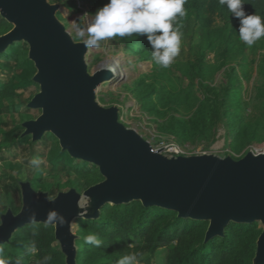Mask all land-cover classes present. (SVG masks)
I'll return each mask as SVG.
<instances>
[{"label": "water", "instance_id": "obj_1", "mask_svg": "<svg viewBox=\"0 0 264 264\" xmlns=\"http://www.w3.org/2000/svg\"><path fill=\"white\" fill-rule=\"evenodd\" d=\"M60 7L51 0H0V13L13 26L0 35V53L14 42H27L36 67L33 80L40 86L27 106L41 113L22 123L21 136L36 141L53 133L63 151L95 164L104 178L83 191L71 187L54 197L37 191L30 180H20L22 206L18 213L8 207L0 214V242L26 223H48L46 217L54 210L56 220L48 224L55 227L66 264H78L76 219L99 217L107 203L140 200L145 206L176 210L180 217L209 221L206 240L223 235L232 221L260 222L253 264H264V151L250 149L235 157L154 148L120 120L117 105L97 100L99 86L115 73L109 68L89 72L88 47L58 17ZM77 24L82 28L81 17Z\"/></svg>", "mask_w": 264, "mask_h": 264}, {"label": "trees", "instance_id": "obj_2", "mask_svg": "<svg viewBox=\"0 0 264 264\" xmlns=\"http://www.w3.org/2000/svg\"><path fill=\"white\" fill-rule=\"evenodd\" d=\"M61 1L68 9L81 11L75 0ZM98 2L103 6L107 0ZM184 8L185 16H178L174 26H182L187 20L194 18L195 33L200 39L194 57L186 62L189 67V82L185 84L182 76L173 69L174 66L181 67L184 62L174 61L167 68L157 66L152 74L139 79L135 94L142 105L153 113L161 114V107L176 111L184 103L195 105L193 113L187 118L177 116L175 111L166 118L168 130L178 135L199 133L204 137H214L218 127L224 122L233 137V145L238 148L241 144L250 143L264 133L259 129L263 124L261 118L257 121L260 114L264 115V105L261 110L258 108L260 113L255 115L256 121H251L245 112L250 102L243 98L235 100L242 89V80L236 67L227 71L226 82L214 83L215 73L228 65L230 57L248 47L239 39V20L231 15L226 5H220L219 0H186ZM244 8L249 13L264 17V0H245ZM218 17L220 23H217ZM6 22L7 27H11L0 31V35L13 27ZM121 39L128 50L153 60L146 35L133 34ZM23 45L21 41L14 42L0 53V58L29 71L26 83L34 84L36 67L28 57V47L24 49ZM253 47L264 48V37ZM211 50L218 53L215 63L207 58ZM3 65L0 62V66ZM238 65L246 67V58L240 59ZM244 69L246 78H249L250 73ZM23 85L24 82L0 81V105H4L6 101L15 105L13 100L18 93L17 89ZM199 90L202 91L201 96L197 93ZM256 99L264 102V84ZM4 123L0 118V155L16 146L22 145L23 150H26L23 144L30 143L29 147H34L40 142L44 145V151L38 152L35 147L32 148L33 159H37L39 155L46 156L52 163L53 170H73L78 179H73L70 187L83 191L104 178L98 167L88 168L89 162L76 159L63 151L59 139L53 133L48 132L36 141H32L31 135H25L9 142L8 139H3L11 134L5 130ZM11 165L14 164L7 160L2 163V170L12 173L9 171L12 169ZM81 173L84 178L82 182L79 179ZM21 206L14 196H9L8 204L1 212L11 207L14 213H18ZM208 225L207 220L180 217L176 210L157 205L145 206L140 200L121 204L107 203L101 208L99 217L76 219L77 262L117 264L121 257L136 254L137 260L145 264H253L257 238L262 231L258 221H232L225 227L223 235H215L206 240ZM89 234L98 235L101 244L95 246L85 243L84 237ZM57 242L54 225L33 221L16 229L9 240L0 242V256L9 264H66V255ZM45 257L50 259L45 262Z\"/></svg>", "mask_w": 264, "mask_h": 264}, {"label": "rangeland", "instance_id": "obj_3", "mask_svg": "<svg viewBox=\"0 0 264 264\" xmlns=\"http://www.w3.org/2000/svg\"><path fill=\"white\" fill-rule=\"evenodd\" d=\"M52 2L61 3V7L58 10V17L66 25L67 29L72 34L76 41H83L79 32L82 28H78V17L90 21L96 9L102 6L98 0H75L81 11L68 9L61 0H51ZM7 20L0 13V31L10 28L7 27ZM221 20L218 17L217 23ZM182 32L180 53L174 59V61L184 62L181 67H173L176 74L182 76L185 84L189 82L188 77V62L194 57L197 50V44L200 39L195 33L196 21L194 18L187 20L182 26H178ZM86 37V33H85ZM20 42V41H19ZM23 42L24 49L29 50V45L25 41ZM138 53L128 50L126 44L121 37H114L110 40L102 41L100 47H88L85 58L88 63L89 72L93 73L98 69H102L101 65L104 64L108 68L112 69L115 76L107 81H104L96 92L97 100L104 106L117 105L119 108L120 120L127 126L137 129L145 138L150 140L154 148L165 147V152H170V149L175 146L182 153H202V152H215L222 156L231 154L236 157L243 156L250 149L264 148V133L259 138L253 139L250 143L241 144L238 148L233 145V137L230 135L229 128L226 123L222 122L218 127L217 135L204 137L199 133L191 135H178L175 132L169 131L168 124L165 122L166 118L170 114L174 113V109H167L161 107L162 113L150 112L142 105V101L135 94L136 82L146 75L152 74L158 65L155 64L152 59H145ZM218 53L215 50H211L207 54V58L210 62L215 63L217 61ZM247 60L248 65L241 67L238 65L240 59ZM264 48L247 47L245 51H238L230 57V61L225 68L215 73V84H222L227 81V71L232 67H236L237 72L242 80V89H240L238 97L235 100L243 98L250 102L246 109V113L250 116L251 121H256V116L259 115L263 101H257V95L260 88L264 84ZM173 61V62H174ZM0 62L4 65L0 66V81L11 80L15 83L24 82V85L17 89V95L13 102L15 105H11L9 101H6L4 105H0V118L5 122V130L10 131L9 136H4L3 139H8L9 142L13 138L21 136L24 131L22 123L25 120L36 118L40 115L41 109L28 107V102L32 99L34 94L40 90V86L37 83H26L29 78V71L25 68H21L14 62L0 58ZM106 63V64H105ZM9 65V66H8ZM32 66V65H31ZM244 68L250 73V77L246 78ZM227 69V70H226ZM35 69L32 70L34 72ZM150 79V78H148ZM198 95H202V91L197 92ZM257 105V106H256ZM195 109V105L184 103L180 105L175 111L179 117L187 118L191 115ZM264 116V115H263ZM261 114L257 118V121L261 118L263 123L259 129L264 132V119ZM23 144L26 150H23L22 145L13 147L10 151H4L0 155V214L5 206L8 204L9 196L15 197L17 202L22 205V195L20 180H30L32 186L37 190H47L51 196L54 197L60 190H68L70 182L73 179H78L77 174L73 171H66L63 168L53 170L52 163L46 158V156H38L37 159L41 162L39 166L32 164L33 154L31 149L35 147L38 152L44 151V145L36 143L29 147ZM11 161L14 165H11L12 173H7L2 170V163ZM80 164V163H79ZM88 168H94L96 166L93 163H89ZM21 165V166H19ZM97 167V166H96ZM80 182L84 180L83 173L79 175ZM87 202V199L84 202ZM86 209V208H85ZM85 212V211H82ZM261 226V223L259 222ZM77 230L76 222H74V231ZM59 247L60 244L57 242ZM162 255L160 256V258ZM136 264H145L140 261H136Z\"/></svg>", "mask_w": 264, "mask_h": 264}, {"label": "clouds", "instance_id": "obj_4", "mask_svg": "<svg viewBox=\"0 0 264 264\" xmlns=\"http://www.w3.org/2000/svg\"><path fill=\"white\" fill-rule=\"evenodd\" d=\"M185 3L186 0H107L96 9L90 21L81 18L79 36L87 47L98 48L102 41L114 37L146 35L155 64L167 68L180 53L182 32L174 23L178 16H185ZM219 3L226 5L231 15L239 20L240 41L252 47L264 37V17L247 12L245 0H219ZM40 163L38 159L32 161L36 166ZM56 217L57 212L53 210L46 220L54 224ZM63 223L61 216L59 224ZM84 241L95 246L101 244L96 234L86 235ZM44 259L46 262L50 257ZM136 261L137 255L129 254L121 257L117 264H136ZM0 264L9 262L0 256Z\"/></svg>", "mask_w": 264, "mask_h": 264}, {"label": "built area", "instance_id": "obj_5", "mask_svg": "<svg viewBox=\"0 0 264 264\" xmlns=\"http://www.w3.org/2000/svg\"><path fill=\"white\" fill-rule=\"evenodd\" d=\"M254 150V149H253ZM254 151L256 152H263L264 151V148H261V149H255ZM170 152L171 153H174V154H181L182 152L176 148L175 146H173L171 149H170Z\"/></svg>", "mask_w": 264, "mask_h": 264}, {"label": "bare ground", "instance_id": "obj_6", "mask_svg": "<svg viewBox=\"0 0 264 264\" xmlns=\"http://www.w3.org/2000/svg\"><path fill=\"white\" fill-rule=\"evenodd\" d=\"M106 64V63H105ZM101 68H108L107 66H105L104 64L101 65ZM110 69V68H109ZM111 70V69H110Z\"/></svg>", "mask_w": 264, "mask_h": 264}]
</instances>
